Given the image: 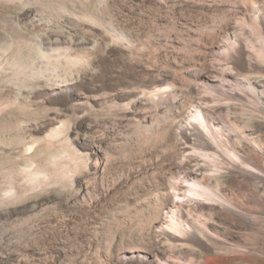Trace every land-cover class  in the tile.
I'll use <instances>...</instances> for the list:
<instances>
[{"label": "rangeland", "instance_id": "374dc122", "mask_svg": "<svg viewBox=\"0 0 264 264\" xmlns=\"http://www.w3.org/2000/svg\"><path fill=\"white\" fill-rule=\"evenodd\" d=\"M218 9L211 0H0V264H264V154L240 152L262 175L226 169L211 182L231 209L183 200L210 233L188 242L162 230L175 175L158 179L157 160H168L171 137L141 135L105 104L126 99L127 81H151L129 49L159 66L191 59L166 41L173 22ZM78 55L86 62L69 61ZM237 68L264 83L263 66ZM249 110L236 103L229 116L264 140V116Z\"/></svg>", "mask_w": 264, "mask_h": 264}, {"label": "bare ground", "instance_id": "6f19581e", "mask_svg": "<svg viewBox=\"0 0 264 264\" xmlns=\"http://www.w3.org/2000/svg\"><path fill=\"white\" fill-rule=\"evenodd\" d=\"M211 1L220 9L208 19L179 18L172 24V34L166 37L170 46L193 55L188 57L190 60L171 55L166 65L159 66L145 58L143 49L130 47L129 51L152 71L151 81L147 85L127 81L119 89L127 93L126 99L118 102L112 95L105 102L109 108L131 115L134 130L141 135L150 137L162 131L171 137L162 152L169 154L168 160H157L162 164L158 179L163 181L169 172L175 175L174 195L169 201L164 198L162 204L167 219L162 230L188 242L210 233L199 212L183 205L186 197L189 202L197 199L206 206L229 210L233 205L224 187L218 181L211 183L217 175L226 169L239 174L263 173L262 168L247 163L248 156L240 152L250 146L264 154V140L231 120L229 110L239 103L264 116V83L236 74L238 61L248 67H264V0ZM158 38L164 40L162 35ZM86 58L68 57L70 62L79 64L85 63ZM218 108L222 111L216 115ZM52 134L54 138L61 137L59 129ZM175 153L180 154V161L172 159Z\"/></svg>", "mask_w": 264, "mask_h": 264}]
</instances>
